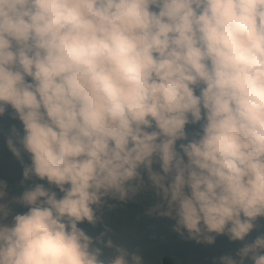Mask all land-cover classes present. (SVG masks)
<instances>
[{
  "label": "clouds",
  "instance_id": "1",
  "mask_svg": "<svg viewBox=\"0 0 264 264\" xmlns=\"http://www.w3.org/2000/svg\"><path fill=\"white\" fill-rule=\"evenodd\" d=\"M8 107L23 178L60 195L35 183L9 202L26 212L0 202V264H142L105 233L100 259L78 227L134 196L141 169L148 214L197 243L243 241L264 217V0H0ZM246 261L264 264V233L213 264Z\"/></svg>",
  "mask_w": 264,
  "mask_h": 264
},
{
  "label": "trees",
  "instance_id": "2",
  "mask_svg": "<svg viewBox=\"0 0 264 264\" xmlns=\"http://www.w3.org/2000/svg\"><path fill=\"white\" fill-rule=\"evenodd\" d=\"M13 117L14 112L10 107L3 116H0V181L6 185L4 189L6 196L0 202L9 203L13 197H18L35 183H43L60 195L59 190L55 186H49L46 180L41 181L34 176L28 180L23 178V167L30 164V156L22 151L21 158L18 159L7 146V139L12 135L13 127L22 134L21 122ZM198 127V125H188L186 131L192 133ZM1 163H5V168L1 166ZM153 170L159 171V165L154 163ZM140 172L143 187L134 196L124 201L105 197L99 206H93L98 217L97 222L94 225L87 221L78 224L79 228L93 238V246L101 247L100 259H106L114 254V249L105 248L102 243H95L101 233H105V241L112 239L114 245L139 255L142 258V264H213L214 260L218 261L221 256L234 254L242 247V241H230L226 235H216L212 244L197 243L195 240L188 239L186 232L182 237L173 229L166 228L158 220V215L148 214L149 209L159 202V197L155 189L151 187L147 172L144 169ZM132 183L135 184L136 181ZM9 206L12 215L27 211V208L21 204L9 203ZM10 221L11 216L5 222ZM254 224V229L243 241L248 239L252 242L256 236L264 233V217L257 218ZM128 227V230L130 228L135 230V235L110 236L113 231ZM169 232L174 233V236L170 237ZM122 238L125 239L124 242Z\"/></svg>",
  "mask_w": 264,
  "mask_h": 264
},
{
  "label": "rangeland",
  "instance_id": "3",
  "mask_svg": "<svg viewBox=\"0 0 264 264\" xmlns=\"http://www.w3.org/2000/svg\"><path fill=\"white\" fill-rule=\"evenodd\" d=\"M1 166L3 168H5V163H1ZM158 220L161 221L166 228H168L170 230H172L174 228L175 221L172 220L171 218L163 217V216H158ZM128 229H129V227L127 229H117V230L113 231L110 234V236H114L115 234H119V235H125V234H127V235H131V236L135 235V230H133L132 228H130V230H128ZM169 236L170 237H173L174 236V233L169 232ZM122 240H123V242L125 241V239H123V238H122ZM245 243H250V242H249L248 239H246L245 241H242V247H243V245ZM250 263H251L250 261H246V264H250ZM190 264H195V263H190Z\"/></svg>",
  "mask_w": 264,
  "mask_h": 264
}]
</instances>
